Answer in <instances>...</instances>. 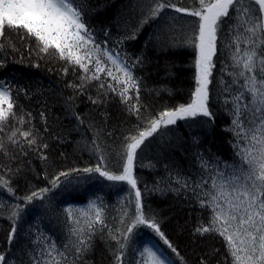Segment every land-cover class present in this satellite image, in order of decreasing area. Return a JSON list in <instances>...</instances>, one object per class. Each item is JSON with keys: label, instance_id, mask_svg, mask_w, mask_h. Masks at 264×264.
<instances>
[{"label": "snow or ice", "instance_id": "obj_1", "mask_svg": "<svg viewBox=\"0 0 264 264\" xmlns=\"http://www.w3.org/2000/svg\"><path fill=\"white\" fill-rule=\"evenodd\" d=\"M96 11L92 0H0V52H7V47L18 51L15 44L6 47L3 42L16 34L29 41V55L35 51L37 68L41 60L60 63L61 74L72 77L64 81L72 93L64 106L77 127L94 119L77 111L75 101L85 96L94 109L118 99L131 121L119 136L106 128V120L88 123L93 129L89 151L97 164L49 176V139L53 134L62 139L63 133L49 122L46 102L35 115L21 103L35 97V93L29 96L30 86L21 87L14 78L0 81V195L13 201L0 264H87L97 236L105 241L110 264H188L162 229L159 214L145 203V193L163 196L168 192L201 214L194 237L220 242L219 248L211 245V251L201 249L196 264H264V0H135V22L115 32L111 25L94 26ZM149 24L156 25V30L145 48L164 50L175 42L178 32L183 44L192 49L194 88L188 99L157 106V98L165 94L176 97L167 87H149L143 75L149 63L144 49L129 52L125 47ZM4 67L6 55L0 56V68ZM216 104L219 109L214 111ZM220 109L230 118L224 131L232 134L233 155L227 159L203 149L195 136L189 144L179 132L182 124L214 125ZM37 119L39 123L34 122ZM153 145L157 151L148 167L161 165L167 178L149 187L137 174V162L145 159V150ZM177 149L190 160L187 168L173 157ZM31 153L45 164L48 186H29V193L17 196L13 177L35 170L25 165L14 171L11 164ZM74 173H98L112 182L110 187L123 185L120 190L126 188L128 196L119 216H113L110 224L103 200L96 196L87 200L78 216L68 207L65 242L42 233L32 239L30 226L29 244L16 247L27 206L39 200L46 214L54 213L59 204H53L51 194L57 189L67 192ZM142 228L163 245L141 246L137 236Z\"/></svg>", "mask_w": 264, "mask_h": 264}, {"label": "trees", "instance_id": "obj_2", "mask_svg": "<svg viewBox=\"0 0 264 264\" xmlns=\"http://www.w3.org/2000/svg\"><path fill=\"white\" fill-rule=\"evenodd\" d=\"M174 2L180 3L181 0H174ZM183 2L190 3L191 0H183ZM134 3L135 0H92L93 7L97 9L93 13L95 17L94 26L99 29L111 25L115 32L118 29H123L126 25L134 23L135 14L132 11ZM178 28L179 25H177ZM155 30L156 25H146L139 34V38L126 42L125 47L129 52L144 49L149 63L143 75L148 78L149 87H167L176 97L173 100L165 94L163 99L157 98V106L163 103L172 104L186 100L189 92L194 88L192 49L183 44L178 32L175 42L164 50L151 45L145 48V42ZM3 42L6 47L15 44L18 51L13 52L11 47H7V52H0V56H7V67L0 68V81H11L14 78L21 87L24 85L30 86L29 96L35 93V97L30 101L22 99L21 103L35 115L44 107L46 102L49 122L54 129L63 133L62 139H57L54 134L49 139L51 145L48 150L50 160L47 172L49 176L54 171L94 167L98 160L92 158L89 151L93 129L87 126L88 123H98L106 120V128L113 131L115 136H119L123 129L131 125L127 113L121 110L122 105L119 104L118 99L110 101L102 109H94L86 96L77 99L75 101L77 111L81 115H91L94 118L92 121L86 120L84 125L77 127V124L73 122V117L64 106L65 98L72 94L69 89L64 87V81L66 79L70 80L72 77H64L61 74V64L55 61L45 63L41 60L39 62L40 67L37 68L35 66L37 63L35 51L29 55V41L21 40L16 34H11ZM32 46L35 47L34 42ZM217 67L219 68V65ZM49 69L52 70L49 71ZM15 87L16 84L14 83L13 88ZM92 94L95 95V90L92 91ZM217 109H219L218 104L214 105L213 110L216 111ZM34 122L39 123V120L37 119ZM229 122V116L223 109H220L214 125H193L189 127L182 124L179 132L189 144L195 136L200 140L203 149H210L212 153L227 159L233 155V147L230 143L232 134L224 131L229 126ZM156 151L154 145L150 146L149 149L145 150V159L137 162V174L149 187L152 186L154 181L167 178V173L161 165H157L155 169L148 167L149 162L153 161ZM172 155L179 165L184 168L188 167L190 160L185 159L186 154L182 149L173 151ZM141 163L145 166L140 167ZM25 165L34 169L35 173L28 172L25 176L24 172H21L13 177V187L17 189V196L29 193V186L34 189L48 186L47 181L44 180L45 164L37 157L36 153H31L28 157H22L19 162L13 161L11 167L15 171L18 166L23 168ZM111 166L112 163L110 162L109 167ZM111 183L100 177L98 173L79 175L74 173L73 184L68 186L67 192L57 189L55 193L51 194L53 204H59L54 213L46 214L39 200L27 206L26 212L22 214L23 219L21 225L18 226V237L14 241V245L16 247H26L29 244L28 232L30 226L33 233L32 239L42 233L43 236L51 237L58 243L65 242L68 234L67 223H70V221H67V208L71 206L73 216H78L79 210L74 208L87 205V200L95 199L96 196L102 198L111 224V218L119 216V210L126 205L125 198L128 196L126 188L124 191L120 190V187H124L123 185L110 187ZM141 187L143 190V184ZM68 192H71V195H68ZM144 199L145 203L159 214V218L163 221L162 229L173 243L178 245V251L185 257L188 264H196L197 258L201 255V249L211 251L210 246L213 244L216 248L220 247L218 239L203 240L193 236L197 218L201 214L194 211L187 201L178 198L172 192H168L163 196L159 193H145ZM12 202L6 194L0 195V204L5 205L4 208H0V247L6 246L5 236L10 232L11 221L7 218V213ZM44 203H47V200ZM24 221H27V223ZM137 240L141 246L143 243L153 247L163 245V242L159 241V238L155 237L146 228L139 230ZM95 245L94 251L88 257L87 264H110L111 255L105 241L97 236ZM163 248L166 249L167 246L164 245ZM167 252L170 253V250H167ZM172 255L174 257V254Z\"/></svg>", "mask_w": 264, "mask_h": 264}, {"label": "rangeland", "instance_id": "obj_3", "mask_svg": "<svg viewBox=\"0 0 264 264\" xmlns=\"http://www.w3.org/2000/svg\"><path fill=\"white\" fill-rule=\"evenodd\" d=\"M87 207V205H85V206H76V208H74V209H78V210H80V209H82V208H86ZM67 210H68V208H67Z\"/></svg>", "mask_w": 264, "mask_h": 264}]
</instances>
